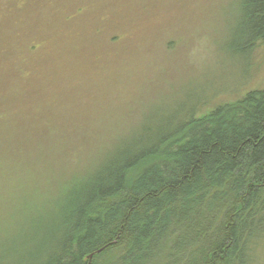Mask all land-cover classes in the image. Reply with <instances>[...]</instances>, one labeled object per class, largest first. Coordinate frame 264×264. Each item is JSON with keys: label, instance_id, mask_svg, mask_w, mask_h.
Listing matches in <instances>:
<instances>
[{"label": "trees", "instance_id": "1", "mask_svg": "<svg viewBox=\"0 0 264 264\" xmlns=\"http://www.w3.org/2000/svg\"><path fill=\"white\" fill-rule=\"evenodd\" d=\"M240 1L244 24L232 46L248 54L264 40V0ZM36 48L10 47L8 70L20 74ZM0 97L1 124L10 116L3 106L17 104ZM16 146L0 156V264H260L264 90L201 117L142 120L94 167L64 180L63 194L26 191L32 175Z\"/></svg>", "mask_w": 264, "mask_h": 264}, {"label": "rangeland", "instance_id": "2", "mask_svg": "<svg viewBox=\"0 0 264 264\" xmlns=\"http://www.w3.org/2000/svg\"><path fill=\"white\" fill-rule=\"evenodd\" d=\"M240 2L0 0V76L8 79L0 92L17 104L2 108L10 116L0 124V156L18 145L32 175L22 188L63 194L64 180L94 167L142 120L201 117L264 90V40L248 54L232 46L244 24ZM30 43L34 57L20 74L9 71L10 47Z\"/></svg>", "mask_w": 264, "mask_h": 264}, {"label": "water", "instance_id": "3", "mask_svg": "<svg viewBox=\"0 0 264 264\" xmlns=\"http://www.w3.org/2000/svg\"><path fill=\"white\" fill-rule=\"evenodd\" d=\"M92 257H93V255H91V256L89 257V259H90V263H91Z\"/></svg>", "mask_w": 264, "mask_h": 264}]
</instances>
